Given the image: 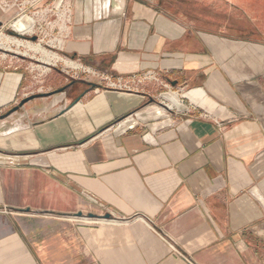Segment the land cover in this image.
I'll list each match as a JSON object with an SVG mask.
<instances>
[{
    "label": "crops",
    "instance_id": "1",
    "mask_svg": "<svg viewBox=\"0 0 264 264\" xmlns=\"http://www.w3.org/2000/svg\"><path fill=\"white\" fill-rule=\"evenodd\" d=\"M43 1L73 70L212 112L138 119L150 83L0 64V264H264V0Z\"/></svg>",
    "mask_w": 264,
    "mask_h": 264
},
{
    "label": "rangeland",
    "instance_id": "2",
    "mask_svg": "<svg viewBox=\"0 0 264 264\" xmlns=\"http://www.w3.org/2000/svg\"><path fill=\"white\" fill-rule=\"evenodd\" d=\"M219 1L222 3L225 0ZM47 5H49L48 9L46 8ZM54 6L57 5L53 2L43 1L36 7L38 9L46 8L41 17L35 18L29 15L19 21L15 17L17 12L15 9L5 14L1 12L5 15V21L0 22V64H5L6 68H14L31 74L39 82L36 83L35 88L41 87L40 82L46 73H57L62 79L66 77L69 79L70 76L83 78L88 82L97 84L96 88L106 90L104 82L99 77L86 71H75L72 67L67 66V63L74 64L76 68L78 65L71 62L61 53L62 51L58 50L62 46V39L55 38L56 31L51 29V24L55 19L52 15ZM29 12L32 13L33 10H29ZM33 37H35L34 41L31 39ZM15 42H20L21 45L17 46ZM59 43L61 45L57 46ZM27 45L37 47L38 50L28 49ZM144 90L149 94L151 100L148 101L147 98L145 106L135 112L139 114L138 119L146 118L160 122L169 118V120L174 121L185 117L208 116L212 112L206 106L208 99L205 100L206 104H200L196 100L193 104L189 101L193 100L190 99V95L196 90L175 88L171 84L166 89L152 83L147 85ZM173 97L176 99V106L173 104ZM145 110L147 111L145 112ZM142 111L144 113H141ZM135 121L128 120L130 125L134 124Z\"/></svg>",
    "mask_w": 264,
    "mask_h": 264
},
{
    "label": "built area",
    "instance_id": "3",
    "mask_svg": "<svg viewBox=\"0 0 264 264\" xmlns=\"http://www.w3.org/2000/svg\"><path fill=\"white\" fill-rule=\"evenodd\" d=\"M43 0H0V12L8 13L15 9L17 21L32 16L35 18L41 17L45 13V9L36 8L41 4ZM29 10H33L32 13ZM54 13V21L51 24V29L56 31L55 38L59 37L65 32V28L70 21V9L63 3H59L57 6L52 8ZM52 10H49L52 12ZM61 45L59 43L57 46ZM96 77H99L103 82L106 90L133 92L140 89L145 83H153L159 87L168 88L169 83L162 81L156 74L145 73L142 75L130 76L127 78L116 77L111 74L95 73Z\"/></svg>",
    "mask_w": 264,
    "mask_h": 264
},
{
    "label": "bare ground",
    "instance_id": "4",
    "mask_svg": "<svg viewBox=\"0 0 264 264\" xmlns=\"http://www.w3.org/2000/svg\"><path fill=\"white\" fill-rule=\"evenodd\" d=\"M15 44L17 45V46H20L21 45V43L20 42H15ZM27 48L28 49H33V50H38V48L37 47H33V46H31V45H27ZM48 62L50 61V60H47ZM67 66H70V67H72V68H76V66L74 65V64H72V63H67ZM201 93H200V90H196V91H194L191 95H190V99H193L195 96H199ZM174 98V101H173V104L176 106V99H175V97H173ZM194 100L195 99H193V100H189L191 103H193L194 104ZM168 109V108H167Z\"/></svg>",
    "mask_w": 264,
    "mask_h": 264
},
{
    "label": "water",
    "instance_id": "5",
    "mask_svg": "<svg viewBox=\"0 0 264 264\" xmlns=\"http://www.w3.org/2000/svg\"><path fill=\"white\" fill-rule=\"evenodd\" d=\"M31 39L34 41V40H35V37H33V38H31ZM90 86H91V87H94L95 84H90ZM29 99H30V98H29ZM29 99L22 101L21 104L25 103V102L28 101Z\"/></svg>",
    "mask_w": 264,
    "mask_h": 264
}]
</instances>
